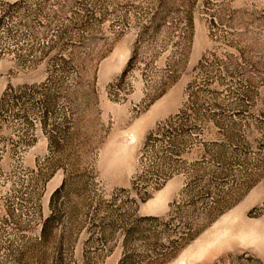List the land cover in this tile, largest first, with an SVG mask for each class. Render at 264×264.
<instances>
[{"label": "rangeland", "instance_id": "rangeland-1", "mask_svg": "<svg viewBox=\"0 0 264 264\" xmlns=\"http://www.w3.org/2000/svg\"><path fill=\"white\" fill-rule=\"evenodd\" d=\"M0 264H264V0H0Z\"/></svg>", "mask_w": 264, "mask_h": 264}, {"label": "trees", "instance_id": "trees-1", "mask_svg": "<svg viewBox=\"0 0 264 264\" xmlns=\"http://www.w3.org/2000/svg\"><path fill=\"white\" fill-rule=\"evenodd\" d=\"M132 60V59H131Z\"/></svg>", "mask_w": 264, "mask_h": 264}]
</instances>
